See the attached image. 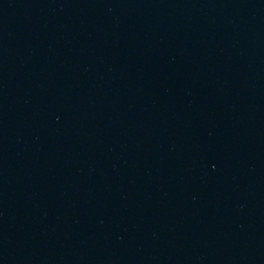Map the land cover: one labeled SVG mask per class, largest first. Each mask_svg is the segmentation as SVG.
Segmentation results:
<instances>
[{
  "label": "water",
  "instance_id": "1",
  "mask_svg": "<svg viewBox=\"0 0 264 264\" xmlns=\"http://www.w3.org/2000/svg\"><path fill=\"white\" fill-rule=\"evenodd\" d=\"M0 264H264V0H0Z\"/></svg>",
  "mask_w": 264,
  "mask_h": 264
}]
</instances>
